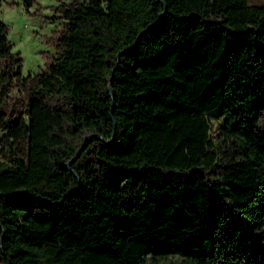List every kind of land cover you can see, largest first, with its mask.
Returning a JSON list of instances; mask_svg holds the SVG:
<instances>
[{
	"label": "trees",
	"instance_id": "1",
	"mask_svg": "<svg viewBox=\"0 0 264 264\" xmlns=\"http://www.w3.org/2000/svg\"><path fill=\"white\" fill-rule=\"evenodd\" d=\"M58 10L36 72L0 18L3 264H264V1Z\"/></svg>",
	"mask_w": 264,
	"mask_h": 264
},
{
	"label": "rangeland",
	"instance_id": "2",
	"mask_svg": "<svg viewBox=\"0 0 264 264\" xmlns=\"http://www.w3.org/2000/svg\"><path fill=\"white\" fill-rule=\"evenodd\" d=\"M63 0H3L0 18L9 26L12 48L23 56V72H36L43 67L55 46V32L63 25L64 18L58 6ZM264 1V0H250ZM211 133L216 137L221 129L223 117L211 116ZM152 260V257H149ZM0 264L3 262L0 259Z\"/></svg>",
	"mask_w": 264,
	"mask_h": 264
}]
</instances>
